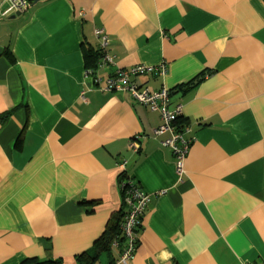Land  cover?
<instances>
[{
	"label": "crops",
	"instance_id": "crops-1",
	"mask_svg": "<svg viewBox=\"0 0 264 264\" xmlns=\"http://www.w3.org/2000/svg\"><path fill=\"white\" fill-rule=\"evenodd\" d=\"M9 7L0 0V264L81 263L122 207L124 175L151 198L129 264H264V0ZM95 28L115 56L95 67L100 82L85 58ZM135 64L166 66L132 81L181 106L193 138L182 177L169 133H154L161 113L103 89Z\"/></svg>",
	"mask_w": 264,
	"mask_h": 264
},
{
	"label": "built area",
	"instance_id": "built-area-1",
	"mask_svg": "<svg viewBox=\"0 0 264 264\" xmlns=\"http://www.w3.org/2000/svg\"><path fill=\"white\" fill-rule=\"evenodd\" d=\"M10 7L6 11L17 10L24 11L30 5V0H7ZM95 35L99 40V48L101 54L98 61V69L115 65V56L109 49V36L103 28H95ZM166 66H149L145 64H135L127 68H118L112 75L105 79L104 90L129 91L135 99L150 107L154 111H159L162 117V123L154 129L156 135L169 133L163 143L169 146L175 157L176 171L180 177L184 174L185 161L190 151L193 138L189 136V128L178 123L179 117L182 114V108L178 105L175 109H170L169 98L170 90L163 87L159 90H140L138 85L132 81V76L139 74H150L159 72L164 74ZM91 73L94 70H90ZM98 82L102 81L99 72L93 73ZM131 147L137 150V143H132ZM126 161L119 164L120 168L126 171ZM124 174V173H123ZM123 200L122 209L124 211L121 229L125 238L124 246L120 256L110 264H129L134 257L138 246V229L143 224V216L147 206L151 200L150 195L139 186L129 175L122 178ZM119 245L118 240L113 242ZM78 264H88L79 262Z\"/></svg>",
	"mask_w": 264,
	"mask_h": 264
},
{
	"label": "trees",
	"instance_id": "trees-1",
	"mask_svg": "<svg viewBox=\"0 0 264 264\" xmlns=\"http://www.w3.org/2000/svg\"><path fill=\"white\" fill-rule=\"evenodd\" d=\"M33 0H30L32 3ZM101 50L100 48L96 51L92 50H85V58L88 63L89 70H94L96 66H98V59L100 57ZM194 83V79L188 82L185 85H182L183 88L191 87ZM195 84V83H194ZM181 124V122H180ZM124 211L121 209L116 212L111 221L109 222L107 228L96 242L95 246L88 250L81 255H79L81 262L88 263V264H96L98 257L101 253L105 251H109L111 248L112 242L118 240L119 246H124L125 238L121 229V222L123 221ZM86 260V261H85ZM23 264H59L58 261L52 260H41L37 261L36 259H29L23 262Z\"/></svg>",
	"mask_w": 264,
	"mask_h": 264
},
{
	"label": "water",
	"instance_id": "water-1",
	"mask_svg": "<svg viewBox=\"0 0 264 264\" xmlns=\"http://www.w3.org/2000/svg\"><path fill=\"white\" fill-rule=\"evenodd\" d=\"M40 0H34V3L39 2ZM19 13H21L20 11H18L15 15H18Z\"/></svg>",
	"mask_w": 264,
	"mask_h": 264
}]
</instances>
